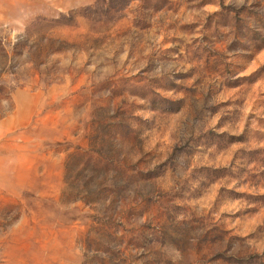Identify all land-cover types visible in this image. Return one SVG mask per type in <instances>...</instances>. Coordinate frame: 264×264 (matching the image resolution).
<instances>
[{"label": "rangeland", "instance_id": "374dc122", "mask_svg": "<svg viewBox=\"0 0 264 264\" xmlns=\"http://www.w3.org/2000/svg\"><path fill=\"white\" fill-rule=\"evenodd\" d=\"M0 264H264V0H0Z\"/></svg>", "mask_w": 264, "mask_h": 264}]
</instances>
